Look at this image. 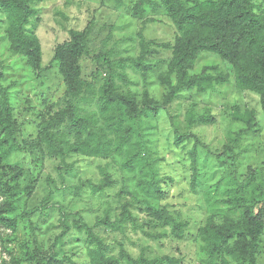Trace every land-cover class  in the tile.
<instances>
[{
    "label": "trees",
    "instance_id": "16d2710c",
    "mask_svg": "<svg viewBox=\"0 0 264 264\" xmlns=\"http://www.w3.org/2000/svg\"><path fill=\"white\" fill-rule=\"evenodd\" d=\"M45 1L0 0V19L6 26L10 50L25 57L37 72L47 69L43 66L42 44L33 27L38 6ZM113 1L117 10L127 6L126 0ZM131 11L145 24L156 22L151 14L163 12L176 28L175 43L147 40L141 32L139 57L117 58L115 52L103 51L98 45L99 53L95 50L98 36L94 20L83 30H70V39L56 47L51 62V65L58 63L60 66L65 87L64 105L54 114L39 116L35 140L20 139L21 124L16 118L10 90L2 83L6 68L0 61V226L17 231L19 219L14 213L23 191L22 179L29 175V179L34 180L38 163H43L44 159L58 162L56 170L61 181L59 186L51 176L46 179L49 192L41 205L44 211L48 209L46 202H51L56 193L65 195L74 191L79 195L89 189L93 196H108L110 190L116 188L117 179L109 172L110 166L100 168L102 177L97 182L92 179L80 186H69L67 177L76 175L79 159L100 158L116 162L120 159V170L129 173L135 183V190L122 186L116 194L118 215L112 216L111 211H106L91 226L81 214H67L61 208L59 225L63 232L56 237L50 252H46L34 238L22 242L18 252L6 245L10 259L0 264H79L68 256L66 238L84 242L86 261L81 264H184V260L170 255H148L145 249L134 257L124 242L119 244L118 255H113L111 245L98 232L104 226L111 231L119 230L125 237L127 230L132 228L157 242L169 236L184 240L190 233V221L183 220L179 212L163 204L169 196L166 186L174 180L161 176L160 160L134 140L142 117L158 116L165 111L172 120L175 146L184 148L185 143L194 141L189 156L191 188L195 192L200 175V147L207 148L195 129L197 125L215 123L217 117L212 114L196 116L193 104L188 110V124L182 127L175 123L172 111L180 99L184 102L180 105H185V102L190 103L193 94H207L231 79L228 74L210 73L208 68L193 73L201 55L209 53L228 64L233 70L236 88L259 95L264 112V0H136ZM105 45L102 41L103 49ZM159 49L172 52L167 72L159 76L160 83L168 88L162 103L152 100L147 91L139 99L132 90L123 89V85L132 84L125 72L127 66L139 69L143 81L148 82L152 66L147 64V60L158 55ZM85 57L96 61L91 78L84 75ZM103 74L106 75L104 83L97 88L95 80ZM95 101L96 112L83 111L84 106ZM240 109L237 104L234 106L232 121L246 128L237 134L228 131L227 143L221 154L230 155L233 159L234 188H229L225 193L228 198L221 200L233 216L210 215L204 224L198 226L196 241H200V251L205 256L203 264H258L261 253L264 205L260 206V199L264 196V189L261 190L260 186L255 193L247 191L255 174H249L243 181L237 178L234 152L244 135L258 124L254 111L243 113ZM18 154L28 157L27 165L11 163V158ZM31 189L32 184L25 188L26 191ZM256 206L259 208L255 211ZM36 211L25 210L21 216L28 220L32 232L35 229L30 218ZM237 212L241 215L234 216ZM75 232L82 238H76ZM3 241L13 243L15 240L5 237Z\"/></svg>",
    "mask_w": 264,
    "mask_h": 264
},
{
    "label": "rangeland",
    "instance_id": "374dc122",
    "mask_svg": "<svg viewBox=\"0 0 264 264\" xmlns=\"http://www.w3.org/2000/svg\"><path fill=\"white\" fill-rule=\"evenodd\" d=\"M136 0H126V7L119 10L114 8L113 0H46L38 6L34 29L40 38L43 50V72L33 70L25 57L19 56L10 50L9 41L5 34V24L0 19V61L5 66L2 83L10 90L12 103L18 122L21 124V141H32L37 138V124L40 115L54 114L62 109L65 99V87L58 63L51 65L55 49L58 45L70 39V30H83L89 22L94 20L98 40L94 44L95 50L99 48L107 52H115L117 58H137L141 53L139 33L142 32L147 40L159 43L174 44L177 36L176 28L163 12L151 14L155 23H147L136 19L131 11V6ZM102 41L106 47L102 48ZM98 45V46H97ZM94 48V47H93ZM172 52L159 49L158 55L150 57L147 64L152 67L149 71L148 82L142 79L139 69L127 66V73L132 84L124 86L139 95L145 91L150 98L162 103L168 93V88L160 83L159 76L167 72ZM84 75L89 77L96 69V61L85 57ZM208 68L210 73L230 75L229 83L217 86L207 94H193L190 103L180 99L174 107L175 123L186 127L188 124V110L195 104L196 116L212 114L217 121L212 124L197 125L195 132L202 137L206 149L200 147L198 187L195 192L191 188V160L189 152L194 146V141L185 143V147H177L174 142L172 120L162 111L158 116L142 117L140 128L135 133V141L142 143L152 157L159 159V173L161 176L174 180L166 190L168 198L163 202L170 206L172 211L179 212L183 220L190 221L191 229L184 240H176L169 236L159 242L147 239L139 230H127L126 236L119 230L111 231L101 226L98 232L104 236L111 245L113 255H118L119 244L124 242L127 250L138 257L145 249L151 256L170 255L184 260V264H203L204 254L200 251V241L197 240L198 226L204 224L210 215H232L228 207L221 200L228 197L225 194L229 188H234L232 157L221 155L223 146L227 143L228 131L239 133L245 125L233 122L232 109L237 104L241 112L252 110L256 113V128L244 135L239 146L235 147V157L238 169L237 178L243 181L254 173L250 193L261 186L264 189V112L260 103V96L253 92L239 91L233 79V70L215 55L204 53L201 55L193 73H200ZM212 68H216L213 70ZM95 80L96 87L104 83V77ZM91 78V77H89ZM121 84V82L119 81ZM97 101L84 106L83 111L90 113L97 110ZM221 155L220 158L217 157ZM28 157L23 154L11 158V163L27 165ZM79 170L75 176L67 177V184L71 187L81 185L86 180L99 181L102 177L101 167H109L114 179H117L115 189H111L108 196H93L89 189L81 194L74 191L65 195L56 193L51 202H46L47 211L41 209L45 198L48 196L49 186L46 179L51 176L60 186L61 181L56 170L57 161L44 159L39 161L37 174L34 180L25 175L21 185L23 191L17 203L16 213L19 225L16 232L0 226V262L9 260L5 250L6 245L20 251L19 246L27 240L37 239L46 252H50L56 237L61 235L63 228L59 225L61 208L67 214L79 213L91 226L95 225L98 218L103 217L106 211H111L112 216L120 213L117 210L119 200L116 194L122 186L135 190V183L129 173L121 171V160L79 159ZM32 184V189L26 191L27 185ZM246 191V192H247ZM31 192V193H30ZM78 192V191H76ZM258 191H256L257 193ZM260 206L264 205V196L260 199ZM259 206L255 207V211ZM25 210H37L31 215L30 221L35 232L31 231L28 220L21 218ZM70 215V216H71ZM237 212L234 216H240ZM13 216V215H12ZM143 219L142 216H140ZM142 222V221H141ZM74 236L82 238L77 232ZM5 237L14 239L13 243L3 241ZM65 250L68 256L81 264L86 261V246L77 239H65ZM258 264H264V236Z\"/></svg>",
    "mask_w": 264,
    "mask_h": 264
}]
</instances>
